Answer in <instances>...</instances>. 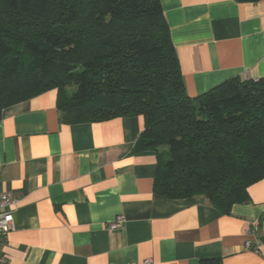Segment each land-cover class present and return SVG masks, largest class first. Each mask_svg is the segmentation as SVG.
Segmentation results:
<instances>
[{
    "label": "crops",
    "instance_id": "crops-1",
    "mask_svg": "<svg viewBox=\"0 0 264 264\" xmlns=\"http://www.w3.org/2000/svg\"><path fill=\"white\" fill-rule=\"evenodd\" d=\"M159 2L189 97L264 81V0ZM56 100L49 90L1 113L0 192L16 202L3 264H264V179L230 215L204 196L168 200L153 192L155 154L134 150L141 117L69 124ZM119 216L123 228L109 231Z\"/></svg>",
    "mask_w": 264,
    "mask_h": 264
},
{
    "label": "trees",
    "instance_id": "trees-1",
    "mask_svg": "<svg viewBox=\"0 0 264 264\" xmlns=\"http://www.w3.org/2000/svg\"><path fill=\"white\" fill-rule=\"evenodd\" d=\"M49 90L69 124L141 117L134 150L155 154L168 200L230 215L264 179V81L189 97L159 0H0V117Z\"/></svg>",
    "mask_w": 264,
    "mask_h": 264
},
{
    "label": "built area",
    "instance_id": "built-area-1",
    "mask_svg": "<svg viewBox=\"0 0 264 264\" xmlns=\"http://www.w3.org/2000/svg\"><path fill=\"white\" fill-rule=\"evenodd\" d=\"M16 202L12 195L8 192H0V235L4 236L9 234L14 230V207ZM124 219L123 217L119 216L116 218L114 222L109 224L108 230L111 232L119 231L123 228ZM257 227H251L247 234L253 235L256 231ZM244 249L247 251H251L255 254L260 253V248L257 243L252 244L251 242L247 241L244 244ZM3 258L0 256V264H3ZM142 264H152L151 260H145Z\"/></svg>",
    "mask_w": 264,
    "mask_h": 264
}]
</instances>
